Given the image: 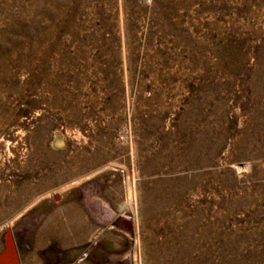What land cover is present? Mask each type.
Returning a JSON list of instances; mask_svg holds the SVG:
<instances>
[{
    "label": "rangeland",
    "instance_id": "1",
    "mask_svg": "<svg viewBox=\"0 0 264 264\" xmlns=\"http://www.w3.org/2000/svg\"><path fill=\"white\" fill-rule=\"evenodd\" d=\"M41 200L124 238L70 260L264 264V0H0V251Z\"/></svg>",
    "mask_w": 264,
    "mask_h": 264
},
{
    "label": "crops",
    "instance_id": "2",
    "mask_svg": "<svg viewBox=\"0 0 264 264\" xmlns=\"http://www.w3.org/2000/svg\"><path fill=\"white\" fill-rule=\"evenodd\" d=\"M27 214L22 215L20 220L23 219V222L13 230L20 253V264H103L101 248L99 252L94 250L90 257L80 260H70V255L64 254L70 247L71 237L79 235L80 217L86 222L81 235L83 243L90 242L93 237L100 234V242H104L107 250L114 251L118 250L124 240L113 232L103 234L101 228L90 221L86 210L76 205L72 206L71 202L64 203L58 208H51L48 201L41 200ZM4 247L5 245L1 251Z\"/></svg>",
    "mask_w": 264,
    "mask_h": 264
},
{
    "label": "water",
    "instance_id": "3",
    "mask_svg": "<svg viewBox=\"0 0 264 264\" xmlns=\"http://www.w3.org/2000/svg\"><path fill=\"white\" fill-rule=\"evenodd\" d=\"M118 220L127 223L128 229L133 232L134 227L133 222L131 220H126L123 217L119 218ZM4 245V249L0 252V264H20V253L12 228H8L6 231L4 237Z\"/></svg>",
    "mask_w": 264,
    "mask_h": 264
}]
</instances>
